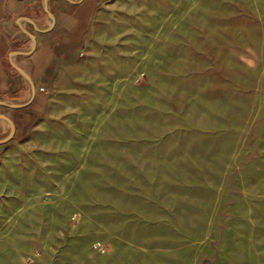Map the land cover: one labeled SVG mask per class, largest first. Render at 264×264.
<instances>
[{"label": "rangeland", "instance_id": "374dc122", "mask_svg": "<svg viewBox=\"0 0 264 264\" xmlns=\"http://www.w3.org/2000/svg\"><path fill=\"white\" fill-rule=\"evenodd\" d=\"M197 1L174 23L167 2L161 22L159 0H145L132 28L97 44L116 69L75 86L43 115L46 132L6 152L0 264L252 257L264 238V0ZM175 29L198 35L176 65L161 52Z\"/></svg>", "mask_w": 264, "mask_h": 264}, {"label": "crops", "instance_id": "0c3cea01", "mask_svg": "<svg viewBox=\"0 0 264 264\" xmlns=\"http://www.w3.org/2000/svg\"><path fill=\"white\" fill-rule=\"evenodd\" d=\"M166 2L168 17L174 23L183 21L185 7H189L186 14L191 17L197 11V4L192 6L197 0H159L160 14ZM201 4L202 10L209 9L207 2ZM164 13L161 22L167 21L165 9ZM139 14L145 15V0H0V115L13 119L19 128L18 138L0 149V164L10 155L6 152L20 146L22 138L47 131L43 115L60 110L64 100L75 94V86H85L87 77L98 78L97 71L103 65L116 69L105 62L107 53L97 44L119 38L121 32L132 28ZM168 33L164 38L170 40L171 48H161V52L172 54L175 64L182 48H188L182 39L198 35L176 29ZM188 49L192 51L191 43ZM14 65L29 76L36 88L31 105L19 111L2 104L23 106L31 97L29 80ZM12 135L11 126L0 119V143ZM254 246L257 249L246 258V264H264V238L256 233Z\"/></svg>", "mask_w": 264, "mask_h": 264}, {"label": "water", "instance_id": "95a60500", "mask_svg": "<svg viewBox=\"0 0 264 264\" xmlns=\"http://www.w3.org/2000/svg\"><path fill=\"white\" fill-rule=\"evenodd\" d=\"M49 16L51 17V14H49ZM40 32H43V31L40 30ZM14 68H15V70L17 72H19L21 75H23L25 78H27L29 80V83H30V86H31V97H30V100L26 104H24L23 106H11V105L6 104V103H2V104L4 106H6L7 108L11 109V110L19 111V110H23L26 107L31 105V103L33 102V99L35 97L36 88H35V85H34L33 81L29 78V76L23 70H21L20 68H18L15 65H14ZM0 119L9 120L14 125V134L12 135V137L9 140H7L6 142L0 143V149H3L6 146H8L9 144H11L12 142H14L18 138V136H19V128H18V125L16 124V122L13 119H11V118H9L7 116L0 115Z\"/></svg>", "mask_w": 264, "mask_h": 264}, {"label": "bare ground", "instance_id": "6f19581e", "mask_svg": "<svg viewBox=\"0 0 264 264\" xmlns=\"http://www.w3.org/2000/svg\"><path fill=\"white\" fill-rule=\"evenodd\" d=\"M4 120L7 122L8 126H11L12 134H14V125H13V123L10 122L9 120H6V119H4Z\"/></svg>", "mask_w": 264, "mask_h": 264}]
</instances>
